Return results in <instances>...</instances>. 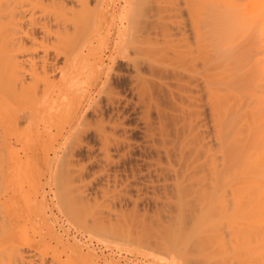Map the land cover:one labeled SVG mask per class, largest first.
I'll return each mask as SVG.
<instances>
[{"label": "bare ground", "instance_id": "bare-ground-1", "mask_svg": "<svg viewBox=\"0 0 264 264\" xmlns=\"http://www.w3.org/2000/svg\"><path fill=\"white\" fill-rule=\"evenodd\" d=\"M262 1L264 0H124V4L116 13L112 0H0V188L2 185L11 191L8 197L5 192H0V264L98 262L99 256H95L91 251L94 248L84 251L82 246L85 245H80L81 242L78 244L75 239L77 242L73 241L74 243L67 245L69 254H63L65 259L58 258L61 252H56V247H48L49 250H46L47 247L43 244L44 248L41 249H55L57 258L46 260L43 257L41 261V249L40 253L38 252L40 256L37 257L34 249L21 248V245L14 244L19 223L17 203L21 202L20 198V201L16 202L13 191L21 168V157L19 158L16 142L20 136L19 128L22 125H33L34 120L36 123L42 120L43 128L49 129V144H52L51 138L55 135L62 136L63 141L59 143L57 140L58 144L52 145L50 149L53 159L57 160L60 156L62 159L60 166L54 168V173L62 172L64 175L63 205L71 215L81 204L92 205L88 208V214L96 224L92 226L94 228L86 226L92 229L90 232L97 233L101 239L111 238L114 234L112 228L100 224L103 221H98L99 218L110 216V213L100 215L95 209L102 204L118 202L121 206L129 203L135 206L139 200L156 205L160 203L177 206L184 203L190 206L187 215L186 211L178 209L174 215L169 214L168 218L172 221L183 219V223L188 221L184 218H188L193 222L192 226L194 224V228L191 226L192 234L189 233V238L192 235L195 237L192 238L194 240L191 245H194L197 239L202 242L201 233L211 228L207 213V208L214 199L210 192L214 183L212 181L215 180H212L214 176L211 177V172L218 175L216 181L227 183L225 150L226 143L231 139L227 141L228 135L232 137V129H229L228 134L232 119H227L231 116L225 115L228 107L255 108V112L258 108L260 112L264 111L261 110L264 109ZM249 112L245 111V116L248 117ZM235 116L234 121L240 117ZM234 123L236 125L237 122ZM35 126L38 124H34V128ZM31 128L33 127L30 126L29 130ZM244 130L243 132L246 131ZM33 131L35 132L36 128ZM41 132L43 133V130ZM256 132L252 134L255 136ZM257 135L259 136V133ZM260 137H256L259 140L254 139L258 140L259 144L264 138L263 133ZM30 141L32 140L27 144ZM239 150L241 148L238 153ZM47 156L46 153L45 158ZM258 166L254 171L259 174L255 172V176L264 173L262 167ZM35 174L37 178V173ZM223 176L224 182L221 181ZM263 176L257 177L261 184H264ZM76 179L78 182L86 180L84 186L77 184L78 188L75 185ZM38 181L37 186L40 189L42 186ZM237 181L240 182L239 179ZM119 182L129 189H135L137 193L118 199L99 196V190ZM261 184L257 186L260 195L264 191V185L261 186L263 189H260ZM142 189H151L153 194L141 193ZM261 198L264 199V196ZM31 200H26V204L33 203ZM260 202L257 207H264V203ZM43 209L45 210V207ZM43 209L38 208L39 215L41 211L45 213ZM263 210H260L263 214L257 213L259 217L264 215ZM76 211L79 215L80 210ZM24 212L25 210L21 211ZM158 213L156 218L161 219L162 215ZM27 216L26 219L29 218ZM126 216L137 218V221L141 222L148 218L146 213L126 214L125 211L110 217L121 221L125 220ZM151 218L152 216L149 219ZM232 218L234 223L239 220ZM121 222L118 225H122ZM47 223V231L59 246V243L64 242L62 237L52 228L53 223ZM148 223V230H155L154 226ZM167 224L169 223L156 226L158 229L155 231L162 237L161 241L164 240L163 237L167 238L175 233L173 226ZM230 224L228 225L231 227ZM236 225L238 229L240 225ZM260 225L262 228L264 223ZM234 226L228 227V232L223 231L228 230L226 226L221 230L224 239L220 238V245L224 250L222 248L220 257L223 264H240L244 251V256H248L246 250L242 251L241 226L238 229L240 232H235V236ZM30 229L32 232V228ZM143 239L149 246L154 243V247L156 245L168 251L166 240L156 241L149 236ZM47 240L49 242V239ZM200 242L199 244H204ZM258 245L255 246L259 247ZM187 249L189 253L190 249ZM190 254H185V259ZM200 254L202 257L204 253ZM50 255L52 257L53 252ZM210 255L214 257L204 255L211 257L210 262L208 257L207 260L202 257L201 261L199 258L193 261H197L196 264L205 261L216 264L213 258L221 260L219 254ZM175 257L176 255L172 256L174 262ZM36 258L38 259L35 261ZM110 259L112 264H116ZM185 261L192 262L189 258Z\"/></svg>", "mask_w": 264, "mask_h": 264}, {"label": "rangeland", "instance_id": "rangeland-1", "mask_svg": "<svg viewBox=\"0 0 264 264\" xmlns=\"http://www.w3.org/2000/svg\"><path fill=\"white\" fill-rule=\"evenodd\" d=\"M262 2H264V1H262ZM112 3L114 5V7L116 9V13H117V11H118V9H120L121 5L124 4V0H112ZM234 108L235 107H233V106H229L228 107L229 110H227V114H225L227 116H231V117H228L227 119H229V118L232 119V121L230 122V126H228V134H229L230 130L232 129L231 132H230V135L232 137H230L228 135L229 138H227L228 139L227 141H229L230 138L231 139H230L229 142L226 143V150H225L226 151L225 153L227 154V155L225 154V159H226L225 161H227V165H228V166L226 165L225 167H226V172L227 171L229 172V173L228 172L225 173L226 176H227L226 177V182L227 183L224 184L222 182L220 183L219 180L216 181V179H218V175H216L214 173L212 174V172H211V177L214 176L212 178V180L215 179L214 181H212V183L213 182L214 183L212 184V188H211V191H210L211 192V197H213L214 199H212V201L210 202V204H209V206L207 208V213L209 214V219L211 220L209 222V223H211V225L209 223L208 224H209V226H211V228H207L208 231H206V232L204 231L203 234L201 233V235L203 236L202 242H200V240L197 239L200 243H204V244H199V242L196 240V243L194 245L192 243V245H191V242L195 239V237L192 235L191 238H189L190 237L189 233L192 234V230L194 228V224L192 226L193 222L190 221L188 218H184V219L188 220L187 222L185 221L186 223H183L184 222L183 219H181V220H183V222H182L181 220H178V219L172 221V220H170L168 218L170 215H172V214L174 215L178 209L182 210L183 212L186 211L185 214L187 215V211H188V209H190V206H187L184 203L181 204V205L178 204L177 206L176 205H165V204L162 205L160 203L158 205H156V204H154L152 202H147L145 200H139V202L135 206L132 205L131 203H129L128 205H122L121 206L118 202L110 203L108 205L102 204V205H99L97 207L95 206L96 208L95 207L94 208L97 211H99L100 215L101 214L110 213V216H114L115 213L117 214V212L119 213V212L125 211L126 214H128V213L145 214L146 213V216L148 215V218H146L145 220L142 221V222H144V221L146 222L147 221V223H145V222L142 223L141 220L137 221L138 220L137 218H133L134 219L133 220L132 218H129V217L127 218V216H126L125 220L122 219L121 220L122 222H121V221H119L120 219L116 220L114 217L112 218L110 216L109 217L107 216L106 218H99L98 221H103L100 224H103L104 226L110 227V228H112L114 230V234L111 236V238H104L105 239L104 240V239H101L100 236H99L100 237L99 238L98 235H96L97 233L93 234V232H90V230H92V229H89L88 227L89 226L92 227L94 224H96V223L93 222V220H91V216H89V214H88V213H90L89 209H90V207H92V205L89 206V204L88 205H82L81 204L80 205L81 207L80 206H79V208L76 207L77 208L76 210H80L79 211V215L81 214L80 217H79V215H77L78 211L75 210V213H74V210H73V212H72L73 215H71V212H68V210L63 205V203H65V200H64L65 199V191L63 190V186H62L63 185L62 183H63V178H64L63 176L64 175H63L62 172L54 173V168L58 167V165L60 166V162L62 161V159H61V156L57 157V160H55V158L53 159L52 158V151L50 149L52 147V145L56 146V144H58V142L61 143L63 140L61 138L62 136L58 134V135H55L54 137L51 136L52 137L51 139L53 141H52V144H49L50 138H48V137H50V132H49L48 128H43V126H42L43 125V121L42 120L41 121L39 120L38 123H36V120H34L33 125H30V126L33 127V128L30 129L31 131L35 130V128H36L35 132L34 131L31 132L29 130L30 126L27 127V125H24V126L22 125L19 128V135H20L19 137L21 138L22 141L18 137V140H17L18 142H16V145H17L16 149L18 150L17 152H18L19 158L21 157L19 159V167H21V168H19L20 169L19 170V174L20 175L18 174V178L16 180L17 182L15 183L13 191H14V194H15L16 202L20 201V199H21V202H19L20 205L17 203V209H18L17 213H18V220H19L18 222L19 223L17 225L18 226L17 227L18 231L15 234L14 244L17 245V246L21 245L20 246L21 248H26L27 247L28 249L31 248V250L34 249L33 251L37 252L36 253L37 257L39 255L38 252L40 253L39 250L42 247L44 248V245L47 247V249L45 248L46 250H49L48 247L51 248V247L54 246V247H56L55 248L56 252L58 251V253L61 252V254H62V255L60 254V257H58V258H61V259L64 258L65 259L66 257H64L63 254H66V255H67V253L69 254L67 245H69L70 242L74 243V242L78 241L79 242L78 244H80V242H81L82 244H80V245H83V244L85 245V246H82V249L84 251H88L89 249L91 250V247L94 248L91 251H93L95 253V256H99V257H97V261H98L97 264H112L110 258H112V260H114L116 262V264H177V263L178 264H180V263L181 264H191V263L193 264V262H195V264H196L197 261H193V260H196V258H199V261L202 260V257H203V259L206 258V260H207L208 256L204 257V255L211 256L210 254H212V255L213 254L214 255L219 254V257H220L221 250L223 248L220 245V242H221L222 239H224L223 235H221V230L223 228H225V226H226L227 227L226 229H228V230H224L223 229V231H227L228 232L229 231L228 227H230L228 224L231 223L230 224L231 227L234 226V225L236 226V227L235 226L233 227L234 229L235 228L237 229V225L236 224L241 226V230L240 231H242V232H240L238 230V229H240L239 228L240 226H239L237 230L236 229L233 230L234 231V236H235L236 233H238V231L240 233H242V236H240V237H242L243 240H241L239 238L242 241L241 242L239 240L241 242L242 246H243L242 247L243 248L242 251L246 250L248 252V256L245 257L244 255H246V254H245V251H244V254L242 255V257H240L241 259H243V260H240V262H241L240 264H242V263L243 264H247V263L248 264H257V263L258 264H263L264 263V255H263L264 254V248H263L264 245H261V243L264 244V238H263L264 237V231H263L264 230V228H263L264 226L261 228L260 223H264V221H262V219H264L263 218L264 215H261V217H259L258 216V214H259L258 212L261 213L260 210L264 209V207L260 208L261 207L260 206L258 208L257 205L258 206L260 205L259 202L263 199L261 197L264 196V191L262 192L263 194L261 193V195H260V192H259L260 190L259 191L257 190L258 189V187H257L258 184H261V183H259L260 180H258L257 177L261 176V175H264V173L257 176V174H259V172L257 171L258 172L257 173L254 170H256V168H259L258 165H260V167H262L261 168L262 171L264 170L263 169L264 168V162H263L264 161V148H262V145L264 146V144H261L262 142L264 143V138H263V140H262V142L260 144L258 143L259 139L256 138V137H260V135H262V133H263V137H264V127H263L264 124L262 125V123H264L263 122L264 121V114H262V113H264V111L260 112V110H258V108H257L256 112H255V110H256L255 108H252V109L246 108V107H243L241 109H240V107L239 108H235V109ZM243 110L250 111L249 114H248V117H251V119L248 118L247 116H245L247 113L245 114V111H243ZM261 110H264V109H261ZM225 112H226V110L224 111V113ZM254 112H255V114H254ZM237 115L240 116V117H237ZM234 116L237 117L238 119L240 118L239 120L237 118L235 119V121L237 122L236 125L234 123L235 122L234 118H233ZM260 117L262 119H260ZM34 124H38V126H35V128H34ZM259 124H260V126H259ZM40 125H41L42 129H41ZM240 126H242V127H240ZM255 126L257 128H255ZM261 126H262L263 129L261 128ZM39 129L43 130V133ZM256 129H258L257 132H256ZM243 130L245 132H243ZM37 131H38V133H37ZM235 131H236V133H235ZM53 132H55V131L53 130ZM254 132H256L257 134L259 133V136L255 133V136H256L255 137L254 134H252ZM33 134H34V136H31ZM36 134H38L37 135V139H35ZM251 135H252V137H251ZM27 136L30 137V139ZM33 137H34V139H33ZM42 137H44V138H42ZM239 137H242V138H239ZM250 137H251V139H250ZM261 137H260V140L262 139ZM26 139L32 140V141H30L31 143L29 142V144H27V142L29 140H27V142H25ZM238 139H242V140L240 141ZM254 139H258V140H254ZM57 140H58V142H57ZM250 140H252V141H250ZM239 142L240 143L242 142V143L240 144ZM230 143H231V146H230ZM59 145H61V144H59ZM239 148H241V150H239V153H238L237 151H238ZM229 150H232V151H229ZM233 150H234V152H233ZM25 151H26V153H25ZM235 152L238 153V154H236ZM241 152H242V154H241ZM46 153L48 155L47 158H45V154ZM22 155H24V156H22ZM28 155H30L32 158L30 156H28ZM232 155L233 156L235 155V157L238 156V157H236L238 159H236ZM241 155H242V157H241ZM27 156L31 160L28 159ZM230 160L231 161L234 160V162H231ZM21 162H22V164L24 166H22ZM32 162H33V165H32ZM28 164H30L32 166H30ZM233 164H235V165H233ZM239 164H240V166H239ZM25 166H27L28 169ZM33 166L34 167L36 166V167L34 168ZM231 166H232V168H230ZM22 170H23V172L25 173L26 176L24 175L23 172H21ZM31 171H32V173H31ZM234 172H235V174H234ZM255 172L257 173L256 176H255ZM21 173L24 176H21L22 175ZM35 173H37V178L38 179L36 178V174ZM32 174H34V176ZM224 176H223V178H221L222 179L221 181H223V179L225 178ZM25 179H27V180L25 181ZM31 179H34V180H31ZM238 179H239L240 182L237 181ZM37 180H39L38 182H40V184L42 186V187H40V189L37 186L38 185L37 184ZM256 180H258V181H256ZM262 180H263V183H264V179L263 178H262ZM33 181H34L35 185L33 184ZM75 182H74L75 185L78 184V185H80V187H82V186H84L86 180L82 179V181L78 182V180L76 179ZM237 182H238V185H237ZM17 183H19V184H17ZM21 183H23V184H21ZM29 183H30V185L32 184L33 186L28 185ZM233 183H235L236 185L233 184ZM232 184H233L234 187H232ZM78 185H77V187H78ZM222 185H224V186L222 187ZM228 185H231V187L228 186ZM263 185L264 184L260 185V189L262 188L261 186H263ZM35 186L38 187V188H36ZM29 187H31L32 189H29ZM263 188H264V186H263ZM0 189H1V191H0L1 193L2 192H3V194L6 193L5 194L6 197H8L10 195V193H11V191L9 190L8 187L6 188L5 186L1 185ZM33 189H34V191H33ZM217 189H219V190H217ZM26 190H27V192H26ZM140 192L141 193L144 192L147 195L153 194V190H151V189H142V191H140ZM258 192H259L260 196H258ZM36 193L37 194L40 193V194L37 195ZM77 193H76V195H77ZM136 193H137V191L135 189H133V188L129 189V187L125 186L124 183H121V182L117 183L116 185H111V186H109V187H107V188H105L103 190H99L98 191V194H99L100 197L108 198V199L123 198V197L128 196L129 194L135 195ZM18 194H19V197H18ZM34 194H36V199H34V197H35ZM216 195H217V197H216ZM219 195H221V199H219ZM25 196H28V197L25 199L24 198ZM40 197H41V199H40ZM237 198H238V200H237ZM256 198H257L258 201L257 200L255 201ZM26 200L33 201V203H35V205L33 203H29V205L26 204ZM36 200H38L40 202V204ZM31 201H29V202H31ZM41 202H43V203L41 204ZM261 202L264 203V199ZM43 204H45V205H43ZM77 204H80V203L77 202ZM25 205H27L28 208ZM20 206H22V207H20ZM23 206H25V207H23ZM75 206H77V205H75ZM75 206H74V208H75ZM34 207L37 210H38V208L41 210V209H43V207H45V210L43 209V211H45V213L41 211V215H39L40 211L39 210L38 211L35 210ZM255 207H257V209H255ZM19 208H20V211H19ZM22 208L23 209L25 208L24 209L25 210L24 213H26L25 215L26 216L28 215L29 218L26 219L25 215H24V217H22V215L24 214V213H21V211H24V210H22ZM28 209H31V210H28ZM254 212L256 214L258 213L257 216H256V214ZM263 212H264V210H263ZM111 213H113V214H111ZM157 213H158V215H162L161 219L156 218L157 217L156 216ZM261 214H263V213H261ZM46 215H47V217H46ZM231 215L235 219H239V220L235 221V223H234L232 221L233 218L230 217ZM43 216H45V217H43ZM76 216H78L80 219L78 220V218ZM151 216H152V218L149 219ZM238 216H240V217L243 216V217H241L242 218L241 219ZM153 217H155L156 220ZM44 218H46V219H44ZM229 218H231L230 219L231 222L228 221ZM28 219H29V221H28ZM129 219H130V221H129ZM30 220H31V222H30ZM47 220H49V221H47ZM132 220L134 221V224H133ZM43 221L44 222L46 221V222L44 223ZM155 221L157 223H159V224L163 223V225H166V223H169L167 225H171V226H173V229H175L174 230L175 233H173V235H171V236H169L167 238L163 237L164 238L163 241L166 240V243L168 244V247H169L168 251L164 250V248L160 249L156 245L154 247V243H152L151 246H149L147 243L144 242L143 238H145L147 236H149L152 240H156V241H161L162 240V237L158 234L157 231H155L156 228L158 226H160L161 224L160 225L158 224V226H157V223H155ZM165 221H166V223H165ZM47 222L53 223V227L51 226L52 224H50V226L53 229H55L56 232H58L60 234V237H62L61 239L64 242L59 243V246H58V242H56V240L47 231V227H46L47 224H48ZM119 222H121L122 225L124 223V225H123L124 227H122L121 224L118 225ZM148 222H150V225L154 226L155 230H151V231L148 230V227H149L148 226L149 225ZM232 222L234 223V225H233ZM236 222H239V223H236ZM138 223H141L143 226H141V224H138ZM180 223H181V225H180ZM222 223L223 224L227 223V224H224V226L222 227V225H223ZM256 223L258 224V226H256L257 225ZM25 224H27V225H25ZM32 224H34V225H32ZM100 224H98V225H100ZM208 224H207V226H208ZM31 225H32V227H31ZM27 226L29 228H27ZM86 226H88V227H86ZM191 226L193 227L192 229H191ZM30 228H32V232H30L31 231ZM33 228H34L35 231H37L36 232L37 234L35 233ZM92 228H94V227H92ZM19 230H21L22 232L20 231L21 232L20 233ZM26 231L28 232V234L32 233V235L30 234V236H29ZM144 231H146V233ZM183 231H184L185 234L183 233ZM130 232H131V234H130ZM19 234H20V236H19ZM132 235H133L134 238L132 237ZM225 235H228V234H225ZM18 236L20 237L19 239H18ZM64 237H66V238H64ZM200 237H199V239H200ZM27 238H29V239H27ZM114 238H117V239H114ZM192 238H194V239L192 240ZM220 238H221V240H220ZM25 239H27V241ZM47 239H49V242H48ZM63 239H66V240H63ZM74 239L77 240V241H74ZM124 239H125V241H124ZM43 240H45V241H43ZM46 241L48 242V244H47ZM65 241H67L68 243L65 242ZM163 241H161V242H163ZM221 244H223V243H221ZM257 244H259L258 246L260 247V249H259V247H256ZM199 245H200V247H198ZM201 245L202 246L204 245V246L201 247ZM35 246H36V248H35ZM64 246H65V248H63ZM86 246H88V247H86ZM194 246H195V249H194ZM186 247L190 249L189 253H191V254H190L189 257H187V259L189 258V260L192 261L191 263H188V261L187 262L185 261V260H187V259H185L186 258L185 254H187V256L189 254L187 252L188 249ZM66 248H67V250H65ZM201 248L203 249L204 252L203 251L200 252V250H202ZM45 249L44 250L41 249L42 250L41 253H40L41 256L39 255L40 256L39 257L40 261L42 260L41 258H43V257L46 258V260H49L51 258H57L55 256V253H56L55 249L53 251H46ZM161 250H163L164 252L161 251ZM177 250L178 251L181 250V251L177 252ZM192 250H195V251L193 252ZM223 250H224V248H223ZM160 251H161V253H160ZM257 251L261 255H259V253ZM52 252H53L54 255H52V257H51L50 254H52ZM197 252L198 253L199 252L200 253H204V254L201 257L200 256L201 254L200 253L198 254ZM207 253H210V254H207ZM241 253H243V252H241ZM96 254H98V255H96ZM181 254H182V256H181ZM255 254H257V256ZM173 255L174 256L176 255L175 262L172 259ZM178 256L179 257L181 256V257L177 258ZM211 257H214V256H211ZM210 258L208 259L209 262H210ZM216 258L217 257L213 258L214 261L216 262V264H221L222 261H223L221 259L222 257H220L221 260H219L217 258L218 261L216 260ZM249 258H251V260ZM37 259L38 258H36L35 261ZM99 259H100V261H99ZM213 259L211 261H213ZM39 260H38V262H39ZM248 260H249V262H247ZM260 260H262V261H260ZM117 261H118V263H117ZM219 261H221V263ZM38 262H35V263H38ZM217 262H219V263H217ZM204 263L205 264H210V263H207L206 261L203 262V263L199 262V264H204Z\"/></svg>", "mask_w": 264, "mask_h": 264}]
</instances>
